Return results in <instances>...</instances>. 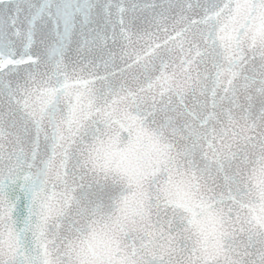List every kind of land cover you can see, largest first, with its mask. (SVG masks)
Wrapping results in <instances>:
<instances>
[{"label": "snow or ice", "instance_id": "1", "mask_svg": "<svg viewBox=\"0 0 264 264\" xmlns=\"http://www.w3.org/2000/svg\"><path fill=\"white\" fill-rule=\"evenodd\" d=\"M0 264H264V0H0Z\"/></svg>", "mask_w": 264, "mask_h": 264}]
</instances>
